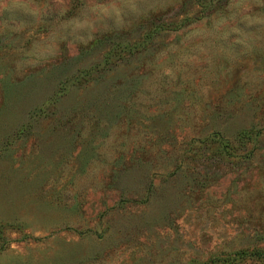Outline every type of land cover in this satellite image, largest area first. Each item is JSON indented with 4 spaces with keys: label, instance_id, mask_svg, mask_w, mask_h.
Here are the masks:
<instances>
[{
    "label": "rangeland",
    "instance_id": "rangeland-1",
    "mask_svg": "<svg viewBox=\"0 0 264 264\" xmlns=\"http://www.w3.org/2000/svg\"><path fill=\"white\" fill-rule=\"evenodd\" d=\"M0 264H264V0H3Z\"/></svg>",
    "mask_w": 264,
    "mask_h": 264
},
{
    "label": "trees",
    "instance_id": "trees-1",
    "mask_svg": "<svg viewBox=\"0 0 264 264\" xmlns=\"http://www.w3.org/2000/svg\"><path fill=\"white\" fill-rule=\"evenodd\" d=\"M244 136H247V134H243L240 138H243ZM218 141L220 142L218 143L219 146H222L223 148L228 147V142L225 139H223V137L219 136Z\"/></svg>",
    "mask_w": 264,
    "mask_h": 264
},
{
    "label": "clouds",
    "instance_id": "clouds-1",
    "mask_svg": "<svg viewBox=\"0 0 264 264\" xmlns=\"http://www.w3.org/2000/svg\"><path fill=\"white\" fill-rule=\"evenodd\" d=\"M3 2V0H0V3H2Z\"/></svg>",
    "mask_w": 264,
    "mask_h": 264
}]
</instances>
